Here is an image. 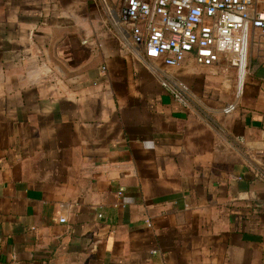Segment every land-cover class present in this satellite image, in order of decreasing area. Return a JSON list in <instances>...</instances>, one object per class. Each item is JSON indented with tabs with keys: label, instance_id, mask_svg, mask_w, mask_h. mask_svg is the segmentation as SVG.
<instances>
[{
	"label": "crops",
	"instance_id": "0c3cea01",
	"mask_svg": "<svg viewBox=\"0 0 264 264\" xmlns=\"http://www.w3.org/2000/svg\"><path fill=\"white\" fill-rule=\"evenodd\" d=\"M123 1L0 0V264H264V50L238 94L226 55L143 58Z\"/></svg>",
	"mask_w": 264,
	"mask_h": 264
},
{
	"label": "built area",
	"instance_id": "2783aa9c",
	"mask_svg": "<svg viewBox=\"0 0 264 264\" xmlns=\"http://www.w3.org/2000/svg\"><path fill=\"white\" fill-rule=\"evenodd\" d=\"M263 5L264 0H124L115 23L129 32L131 45L148 61L177 66L191 57L210 66L220 54L226 55L240 94L250 46L257 43L264 50ZM162 84L179 103L190 102L173 81ZM234 109L235 104H229L223 112Z\"/></svg>",
	"mask_w": 264,
	"mask_h": 264
},
{
	"label": "rangeland",
	"instance_id": "374dc122",
	"mask_svg": "<svg viewBox=\"0 0 264 264\" xmlns=\"http://www.w3.org/2000/svg\"><path fill=\"white\" fill-rule=\"evenodd\" d=\"M121 6V5H120ZM119 9V8H118ZM236 86H237V81H236ZM237 88V87H236Z\"/></svg>",
	"mask_w": 264,
	"mask_h": 264
}]
</instances>
